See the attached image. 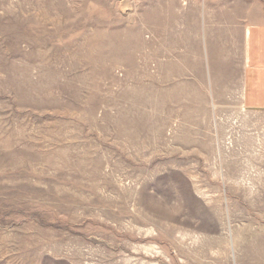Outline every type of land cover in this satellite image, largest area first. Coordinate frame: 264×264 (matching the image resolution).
<instances>
[{
	"label": "rangeland",
	"instance_id": "1",
	"mask_svg": "<svg viewBox=\"0 0 264 264\" xmlns=\"http://www.w3.org/2000/svg\"><path fill=\"white\" fill-rule=\"evenodd\" d=\"M264 0H0V264H264Z\"/></svg>",
	"mask_w": 264,
	"mask_h": 264
},
{
	"label": "crops",
	"instance_id": "2",
	"mask_svg": "<svg viewBox=\"0 0 264 264\" xmlns=\"http://www.w3.org/2000/svg\"><path fill=\"white\" fill-rule=\"evenodd\" d=\"M241 98L246 111L264 112V22L247 29Z\"/></svg>",
	"mask_w": 264,
	"mask_h": 264
},
{
	"label": "bare ground",
	"instance_id": "3",
	"mask_svg": "<svg viewBox=\"0 0 264 264\" xmlns=\"http://www.w3.org/2000/svg\"><path fill=\"white\" fill-rule=\"evenodd\" d=\"M256 75V74H255Z\"/></svg>",
	"mask_w": 264,
	"mask_h": 264
}]
</instances>
